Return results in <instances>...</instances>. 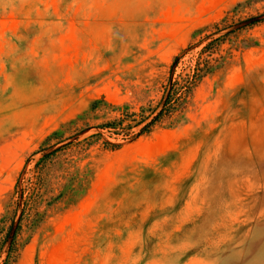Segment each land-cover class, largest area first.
Returning <instances> with one entry per match:
<instances>
[{
	"label": "rangeland",
	"instance_id": "obj_1",
	"mask_svg": "<svg viewBox=\"0 0 264 264\" xmlns=\"http://www.w3.org/2000/svg\"><path fill=\"white\" fill-rule=\"evenodd\" d=\"M228 32L179 124L97 128ZM60 140L15 264H264V0H0V213Z\"/></svg>",
	"mask_w": 264,
	"mask_h": 264
},
{
	"label": "trees",
	"instance_id": "obj_2",
	"mask_svg": "<svg viewBox=\"0 0 264 264\" xmlns=\"http://www.w3.org/2000/svg\"><path fill=\"white\" fill-rule=\"evenodd\" d=\"M260 22L262 21L256 20L252 25ZM225 29L226 28L216 30L215 34ZM229 33L232 32H228L220 38L211 40L202 47L196 64L190 74H186L185 76L179 75L175 80L168 78L166 84L162 86L161 100L154 108H141L140 113L136 114L127 112L126 106L115 107L109 105L112 109L121 112V118L97 126V128L101 130H112L114 132L121 130L125 133H129L133 129L140 127L137 136L146 135L151 133L156 125L162 123L164 120L170 119L175 114H177L178 117L175 119L174 124H179L181 119H183L182 117L195 88H197L205 77L211 75L221 65L220 63L211 65L210 60L207 58L203 59L202 56L206 53L210 55L212 53L211 48ZM177 62L178 59L175 57L172 65L177 64ZM87 129L88 128L80 130L78 134L85 132ZM53 136H56V133H54ZM65 141L66 140H60L53 146L40 150V152H46L50 149V152L43 154L39 158L32 170V176L23 184L22 182L20 183L19 180L16 181L13 194L18 195L19 200H16L15 203H7L3 212L0 213V264H15L24 247V244L20 242L23 228L25 226L27 229L32 230L37 228L46 218L49 207L60 197L59 195L49 200V202L44 204L45 209L42 212L39 211L42 205V192L45 191L47 187L43 178L44 171L47 165L52 163V158L70 145L66 143L61 147H57V145L65 143ZM104 145L110 149L117 148V146L108 143ZM82 182L83 181H79L78 183V189L82 191L79 197H84V193L86 192L82 186ZM65 188L66 187H63V189ZM69 190L74 191L72 188L67 189V191Z\"/></svg>",
	"mask_w": 264,
	"mask_h": 264
}]
</instances>
